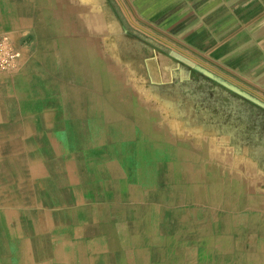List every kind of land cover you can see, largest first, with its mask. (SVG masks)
I'll list each match as a JSON object with an SVG mask.
<instances>
[{"label":"crops","instance_id":"crops-1","mask_svg":"<svg viewBox=\"0 0 264 264\" xmlns=\"http://www.w3.org/2000/svg\"><path fill=\"white\" fill-rule=\"evenodd\" d=\"M127 2L166 48L121 33L104 0H0L18 50L0 70V264H264V155L236 115L237 93L264 100V0Z\"/></svg>","mask_w":264,"mask_h":264},{"label":"rangeland","instance_id":"rangeland-1","mask_svg":"<svg viewBox=\"0 0 264 264\" xmlns=\"http://www.w3.org/2000/svg\"><path fill=\"white\" fill-rule=\"evenodd\" d=\"M106 2V4L108 3V6L110 8V11L112 12V10L114 11V13H111V18L116 20H119L122 24V29L121 33H127L129 35H136V36H140L142 37V39L144 41H146L147 43H157L163 47L161 48H166V40L164 39L165 36L160 33V31H158L157 29H150L148 27H140L137 24L134 23V16L131 12V8L127 5V0H104ZM114 14L116 16H114ZM116 17V18H115ZM109 22V21H108ZM110 23L115 24L117 27V31L114 30L113 33L116 34V36H121L119 31H118V24L110 19ZM125 30V31H124ZM153 39V40H152ZM170 49V48H169ZM182 47H180V49L178 48H172L170 50H172L175 54L184 57L185 59H188L190 61H194L197 62L195 56H191L188 53L186 54V50L183 48V50H181ZM202 59V58H199ZM199 68H204L202 65L198 64ZM8 71V70H7ZM221 81L222 82H226L228 83V81L224 78L221 77ZM244 90V89H243ZM238 91H242L239 89L238 87ZM237 100H236V115H237V123L240 124H244V120L247 121L248 127L250 128H246L247 133L249 135L250 133V139L251 140H247L248 144L250 146V150L253 151L254 156H258V158L260 159L261 157H263V152L259 151V146L262 143L261 138L262 136H264V100L261 99L260 95H256L253 93H247V97L245 94V91L242 92V94L237 93ZM218 97L221 102V117L224 116V114L227 112L228 110L226 109V105L228 103V97L225 95H221V96H216ZM246 98L245 100H243L242 98ZM232 101V100H231ZM244 101L250 102L252 103V108L250 107H244V105L242 104ZM232 113V111H231ZM222 129L224 131H227L230 133L229 129L225 126L222 127ZM237 130L239 133H237V137H235L237 140L243 138V134L245 133V126H238ZM236 141V140H235ZM254 142V143H253ZM238 143V145L240 146L242 143L241 141H236V144ZM243 145V144H242ZM258 149V150H257ZM72 159L77 158L71 156ZM248 161H251L248 159ZM253 162V161H251ZM249 191V190H248ZM171 219H175L174 216H171Z\"/></svg>","mask_w":264,"mask_h":264},{"label":"bare ground","instance_id":"bare-ground-1","mask_svg":"<svg viewBox=\"0 0 264 264\" xmlns=\"http://www.w3.org/2000/svg\"><path fill=\"white\" fill-rule=\"evenodd\" d=\"M84 12V11H83ZM86 12V11H85ZM90 13V12H89ZM88 14V13H87ZM91 15V14H90ZM78 16V15H77ZM91 17V16H90ZM78 19V18H77ZM92 19V18H91ZM81 20V19H80ZM79 20V21H80ZM83 20V19H82ZM91 21H93L92 22V24H93V29H87L88 31H89V33L92 31L93 33H94V35H96V36H92L93 38H95V37H97L98 36V34H99V32L100 31H105L104 29H106L105 28V22H104V20L102 19V15H100V14H98V13H95V15H94V19L93 20H91ZM91 23V22H90ZM81 24V23H80ZM83 24V23H82ZM77 25H79V23L77 24ZM87 25H88V23H87ZM109 25L110 26H113V24L112 23H109ZM80 26V25H79ZM86 27V26H85ZM78 28V27H77ZM82 28V27H81ZM88 28H90V27H88ZM111 31V34H113V31H114V29H112V30H110ZM116 31H117V29H116ZM102 33H104V32H102ZM5 34H7V33H5ZM83 34V33H82ZM10 38H11V40L13 41V43H14V40L12 39V37L9 35V34H7ZM112 36V35H111ZM109 37H110V35H109ZM106 38V37H105ZM94 40V39H93ZM112 40V39H111ZM119 41H120V39H119ZM125 41V40H124ZM129 43V42H128ZM111 44V43H110ZM118 44V43H117ZM14 45H15V43H14ZM103 45V44H102ZM127 45V44H126ZM101 46V45H100ZM132 46V45H131ZM16 47V46H15ZM93 47V46H92ZM134 47V46H133ZM126 49V48H125ZM132 49V48H131ZM135 49V48H134ZM133 49V50H134ZM100 50V49H99ZM105 51V50H104ZM136 51V50H135ZM93 52V51H92ZM127 52H128V50H127ZM131 53V52H130ZM136 53V52H135ZM96 54V53H95ZM123 54V53H122ZM94 55V54H93ZM124 55V54H123ZM17 58H18V56H17ZM17 58H16V60H17ZM93 58V57H92ZM100 58V57H99ZM16 60H15V62H16ZM101 61V60H100ZM15 62H14V64H15ZM104 63V62H103ZM138 63V62H137ZM14 64H13V66H14ZM100 64V63H99ZM12 66V67H13ZM97 66H99V65H97ZM101 66V65H100ZM104 66H105V64H104ZM103 66V67H104ZM125 66H127L126 64H125ZM102 67V66H101ZM119 67V66H118ZM137 67V66H136ZM163 67V66H162ZM161 67V68H162ZM96 68V67H95ZM125 68V67H124ZM127 68V67H126ZM90 69H91V66H90ZM122 69V68H121ZM136 69V68H135ZM97 70V69H96ZM102 70V69H101ZM109 70V69H108ZM137 70H135V72H136ZM162 71H164V70H162ZM96 72V71H95ZM104 72V71H103ZM113 73V72H112ZM93 75V74H92ZM134 75V74H133ZM166 75V74H165ZM93 76H95V75H93ZM129 76V75H128ZM127 76V77H128ZM159 76V75H158ZM163 76V75H162ZM122 78V77H121ZM93 79V78H92ZM139 79V78H138ZM122 80V79H121ZM103 81V80H102ZM128 81H130V80H128ZM107 82V81H106ZM143 82V81H142ZM109 83V82H108ZM93 84V83H92ZM106 84V83H105ZM133 85V84H132ZM143 86V85H142ZM111 87V86H110ZM135 87V86H134ZM101 88V87H100ZM112 88V87H111ZM144 88V87H143ZM142 88V89H143ZM147 88V87H146ZM122 89V88H121ZM141 89V88H140ZM141 89V90H142ZM111 90V89H110ZM120 90V89H119ZM138 90V89H137ZM104 92H105V90H104ZM124 92V91H123ZM168 93V92H167ZM105 94V93H104ZM137 96V95H136ZM144 96H146V94L144 95ZM107 98V97H106ZM147 98H148V96H147ZM135 99V98H134ZM140 100H141V98H140ZM145 100V99H144ZM80 101H81V99H80ZM105 101V100H104ZM113 101V100H112ZM111 101V102H112ZM148 101V100H147ZM146 101V102H147ZM154 102V101H153ZM141 103V102H140ZM111 104V103H110ZM125 104V103H124ZM133 104V103H132ZM99 105V104H98ZM112 105H114V104H112ZM120 105H121V103H120ZM146 105V104H145ZM137 106H139V105H137ZM149 106H151V105H149ZM192 106V105H191ZM81 107V106H80ZM106 108V107H105ZM114 108V107H113ZM123 108V107H122ZM121 108V109H122ZM82 110V109H81ZM172 110V109H171ZM83 111V110H82ZM115 111V110H114ZM113 111V112H114ZM117 111V110H116ZM112 112V113H113ZM118 112V111H117ZM164 112V111H163ZM153 113H156V112H153ZM79 114H81V113H79ZM136 114V113H135ZM164 114V113H163ZM115 115V114H114ZM109 116H110V114H109ZM113 116V115H112ZM139 116V115H138ZM165 116V115H164ZM176 116V115H175ZM108 117V116H107ZM115 117V116H114ZM154 117H156V116H154ZM192 117V116H191ZM195 117V116H194ZM161 118V117H160ZM164 118H166V117H164ZM177 118V117H176ZM190 119V118H189ZM144 120V119H143ZM191 120V119H190ZM168 121V120H167ZM196 122V121H195ZM167 123V122H166ZM165 123V124H166ZM144 124V123H143ZM169 124V123H168ZM159 125V124H158ZM170 125V124H169ZM190 125V124H189ZM121 126H123V125H121ZM145 126V125H144ZM147 126H148V124H147ZM162 126V125H161ZM57 127V126H56ZM143 127V126H142ZM140 129V128H139ZM176 129V128H175ZM142 130V129H141ZM170 130V129H169ZM202 130V129H201ZM136 131H138V130H136ZM175 132V131H174ZM198 132V131H197ZM204 132V131H203ZM209 132V131H208ZM203 134V133H202ZM211 134V133H210ZM137 135H138V133H137ZM177 136V135H176ZM195 136V135H194ZM207 137V136H206ZM178 139V138H177ZM188 139V138H187ZM200 139V138H199ZM203 139V138H202ZM220 139V138H219ZM186 140V139H185ZM194 140V139H193ZM196 140V139H195ZM208 140V139H207ZM216 140H217V138H216ZM163 141H165V140H163ZM198 141V140H197ZM169 142V141H168ZM191 142V141H190ZM171 143V142H170ZM202 143V142H201ZM254 143V142H253ZM153 144V143H152ZM172 144V143H171ZM182 144V143H181ZM174 145V144H173ZM202 145V144H201ZM206 145V148H209V147H211V145H210V143L208 144V143H206L205 144ZM157 146V145H156ZM162 146V145H161ZM223 146V145H222ZM52 147V146H51ZM227 147V146H226ZM175 148V147H174ZM182 148V147H181ZM218 148V147H217ZM220 148V147H219ZM140 151V150H139ZM180 152V154H181V152L182 151H179ZM216 153H217V155H222L221 157H222V159L223 160H226V162H229V160L231 159V158H233L234 160H236V162H238V161H241V163L242 162H244V160L243 159H240V158H234V156H231L232 154L230 153L229 154V151H227V150H217L216 149ZM204 154H206V153H204ZM213 154V153H212ZM201 155V154H200ZM142 156V155H141ZM197 156V155H196ZM209 156V155H208ZM207 156V157H208ZM136 157H137V155H136ZM189 157V156H188ZM214 157V156H213ZM195 158V157H194ZM218 158V157H217ZM209 159V158H208ZM139 160V159H138ZM192 160H194V159H192ZM200 159H198V161H199ZM20 161H22V160H20ZM57 161V160H56ZM60 161H62V160H60ZM207 161V160H206ZM200 162V161H199ZM225 162V161H224ZM233 162V161H232ZM40 163V162H39ZM61 163V162H60ZM77 163V162H76ZM202 163V162H201ZM239 163V162H238ZM252 162L251 161H245L244 162V165L243 166H245L246 165V171L244 172L245 173V176L249 179V181H251V182H255V180H257V178H259L260 179V177H261V172L260 173H257V172H255L254 171V168L252 167V164H251ZM30 164V163H29ZM28 164V165H29ZM151 164V163H150ZM229 164V163H228ZM37 165V164H36ZM64 165V164H63ZM226 165V164H225ZM49 166V165H48ZM230 166V165H229ZM241 166V165H240ZM31 167V166H30ZM58 167V166H57ZM158 167V166H157ZM179 167V166H178ZM177 167V168H178ZM71 168V167H70ZM69 168V169H70ZM182 168V167H181ZM242 168V167H241ZM40 169V168H39ZM214 169V168H213ZM245 169V168H244ZM178 172L180 173V175H182L181 174V172H180V168H178ZM208 170V169H207ZM222 170V169H221ZM229 170V169H228ZM234 170V169H233ZM242 170H243V168H242ZM256 170H258L257 168H256ZM28 171V170H27ZM57 171V170H56ZM215 171V170H214ZM29 173V172H28ZM236 173H237V171H236ZM33 174V173H32ZM177 174V173H176ZM58 175V174H57ZM138 175H139V173H138ZM226 175V174H225ZM229 175V174H228ZM231 175V174H230ZM185 176V175H184ZM233 176V175H232ZM27 177V176H26ZM73 177V176H72ZM210 177H212V176H210ZM216 178V177H215ZM256 178V179H255ZM127 179V178H126ZM238 179H239V177H238ZM235 180V179H234ZM213 181V180H212ZM236 181V180H235ZM245 181V180H244ZM248 181V180H247ZM205 182V181H204ZM222 182H224V181H222ZM221 182V183H222ZM239 182V181H238ZM187 183V182H186ZM216 183V182H215ZM214 183V184H215ZM66 184V183H65ZM68 184V183H67ZM174 184V183H173ZM212 184V183H211ZM223 184V186H224V183H222ZM231 184V183H230ZM174 185H176V184H174ZM228 185V184H227ZM261 185V184H260ZM182 186V185H181ZM198 186V185H197ZM210 186V185H209ZM214 186H216V185H214ZM226 186V185H225ZM255 186H256V184H255ZM211 187V186H210ZM249 187V186H248ZM62 188V187H61ZM179 188V187H178ZM182 188V187H181ZM197 188V187H196ZM199 188V187H198ZM219 188V187H218ZM62 190V189H61ZM178 190V189H177ZM235 190V189H234ZM234 190H233V192H234ZM247 190H249V191H252L253 190V187H251V188H248ZM179 191V190H178ZM210 191V190H209ZM217 191V190H216ZM215 191V192H216ZM221 191V190H220ZM230 191V190H229ZM196 192V191H195ZM227 192V191H226ZM242 192H244V191H242ZM254 192V191H253ZM172 193V192H171ZM170 193V194H171ZM220 193V192H219ZM241 193V192H240ZM62 194V193H61ZM202 194V193H201ZM205 194V193H204ZM218 194V193H217ZM230 194H231V192H230ZM245 194V193H244ZM203 195V194H202ZM201 195V196H202ZM199 196V195H198ZM210 196H212L211 194H210ZM209 197V196H208ZM75 198V197H74ZM181 198V197H180ZM215 198H218V196L216 195V197ZM228 198H229V201H230V197L228 196ZM227 198V199H228ZM36 200V199H35ZM207 200V199H206ZM264 200V199H263ZM211 201V200H210ZM241 201V200H240ZM237 202V201H236ZM215 203V202H214ZM216 203H217V201H216ZM220 203V202H219ZM227 203V202H226ZM26 214V213H25ZM209 214V213H208ZM59 216V215H58ZM60 217V216H59ZM142 218H144V217H142ZM148 218V217H147ZM163 218V217H162ZM165 218V217H164ZM170 219V218H169ZM130 220V219H129ZM128 220V221H129ZM148 220V219H147ZM188 220V219H187ZM136 221V220H135ZM140 221V220H139ZM142 222V221H141ZM137 223V222H136ZM145 223V222H144ZM185 223V222H184ZM130 224H135V223H130ZM136 225V224H135ZM138 225V224H137ZM128 226V225H127ZM120 229H122V228H120ZM138 229V228H137ZM144 229V228H143ZM128 230V229H127ZM133 230V229H132ZM135 230V229H134ZM129 231V230H128ZM134 232V231H133ZM122 233V232H121ZM120 233V234H121ZM124 234V233H123ZM125 235V234H124ZM146 235V234H145ZM123 237V236H122ZM129 237V236H128ZM120 238H121V235H120ZM41 239V238H40ZM129 239V238H128ZM149 239V238H148ZM120 240V239H119ZM159 240V239H158ZM114 242V241H113ZM120 242V241H119ZM182 242V241H181ZM142 243V242H141ZM229 243V242H228ZM43 245V244H42ZM105 245V244H104ZM137 245V244H136ZM44 246V245H43ZM125 246V245H124ZM134 246V245H133ZM145 247V246H144ZM148 247V246H147ZM146 247V248H147ZM229 247V246H228ZM38 248V247H37ZM227 248V247H226ZM121 249V248H120ZM139 254H141V253H139ZM112 255V254H111ZM109 256V255H108ZM142 256V255H141ZM98 257V256H97ZM111 258V257H110ZM121 259V258H120ZM119 259V260H120ZM110 260H112V259H110ZM116 262V261H115ZM121 262V261H120ZM119 263V262H118ZM110 264V263H109ZM117 264V263H116Z\"/></svg>","mask_w":264,"mask_h":264},{"label":"built area","instance_id":"built-area-1","mask_svg":"<svg viewBox=\"0 0 264 264\" xmlns=\"http://www.w3.org/2000/svg\"><path fill=\"white\" fill-rule=\"evenodd\" d=\"M18 56V50L11 38L0 32V70H10Z\"/></svg>","mask_w":264,"mask_h":264}]
</instances>
